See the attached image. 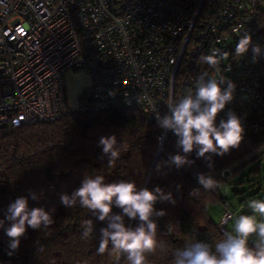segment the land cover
I'll use <instances>...</instances> for the list:
<instances>
[{"label": "built area", "instance_id": "1", "mask_svg": "<svg viewBox=\"0 0 264 264\" xmlns=\"http://www.w3.org/2000/svg\"><path fill=\"white\" fill-rule=\"evenodd\" d=\"M245 31L264 48V0H0V126L132 106L157 126L161 151L176 136L158 126L156 111L214 72L200 57L215 49L227 54L220 71L236 84L227 107L243 119L244 137L264 134V59L252 63L251 48L235 56ZM68 71L89 77L74 109Z\"/></svg>", "mask_w": 264, "mask_h": 264}, {"label": "trees", "instance_id": "2", "mask_svg": "<svg viewBox=\"0 0 264 264\" xmlns=\"http://www.w3.org/2000/svg\"><path fill=\"white\" fill-rule=\"evenodd\" d=\"M156 132L157 126L132 106L95 113L69 110L53 121L0 126V219L5 218L11 202L25 196L30 207H44L52 212L55 220L47 234L29 228L19 250L12 255H8L9 238L0 229V264H115L107 252L97 254L99 230L106 222L91 217L79 204L67 208L60 202L62 193L71 195L80 186L85 173L102 174L110 183L124 179L135 181L141 188L159 186L173 194L175 205L169 202L156 205L157 209L167 212L157 224L158 238L167 243L169 251L165 254L158 250L155 255H149L150 264H172V249L183 247L186 238L194 237L214 247L227 232L233 213L221 230L218 223L225 209L219 221H215L209 216L208 207L218 203L225 206L222 186L240 167L264 154V134L244 137L239 148L224 156L213 155L211 161L198 158L193 151L189 156L193 163L181 168L163 163L178 151L177 138L168 139L146 178L157 150ZM111 135L124 148L116 165L109 168L107 157L101 159L99 140ZM157 164H161L159 171ZM225 168L230 172L221 176ZM201 173L216 179L218 187L208 191L201 188L198 196L191 197L190 192L201 187L198 183ZM30 193L40 199L32 200ZM113 211L118 213L119 209L113 208ZM83 219L94 220L95 230L88 239L82 238ZM170 221L179 223L181 236L167 234L166 225ZM131 224L135 226L136 222ZM125 261L122 255L120 264Z\"/></svg>", "mask_w": 264, "mask_h": 264}, {"label": "clouds", "instance_id": "3", "mask_svg": "<svg viewBox=\"0 0 264 264\" xmlns=\"http://www.w3.org/2000/svg\"><path fill=\"white\" fill-rule=\"evenodd\" d=\"M250 48L252 63L264 59V48L253 45L251 34L245 31L239 36L235 56L244 57ZM222 59H227V54L215 49L209 55H202L200 61L214 72L200 73L193 88L178 100L167 103V113L161 115L156 111L158 126L177 138L178 151L164 164L176 168L191 165L193 161L189 156L193 151L198 158L211 161L213 155L224 156L242 143L244 121L227 107L234 99L236 84L221 74ZM99 146L102 147L101 159L107 157L108 167H114L120 159L123 143L118 142L115 135L102 136ZM160 168L161 164H157V171ZM198 183L201 187L193 189L189 194L191 197L198 196L201 188L208 191L218 187L216 179L203 173L198 175ZM30 195L34 201L40 199L35 193ZM60 202L67 208L79 204L91 217L106 222V226L99 230L97 254L107 252L115 264H120L122 255L126 257L125 264H150L149 255H155L158 250L165 254L169 251L167 243L158 238L157 224L167 212L157 209L156 205L164 202L175 205L176 200L170 191L165 192L159 186L141 188L135 181L124 179L110 183L102 174L85 173L80 186L71 195L62 193ZM247 207L252 214L238 215L233 230L225 232L214 247L194 237L186 238L183 247L172 249V264H264V199H252L247 202ZM113 208L119 212H114ZM230 218L227 216L222 223H227ZM132 221L136 222L135 226ZM54 223L52 212L44 207H30L27 197H17L8 205L5 218L0 219V229L9 238L8 255L19 250L29 228L47 234ZM81 227L82 238L88 239L95 230L94 220L83 219ZM166 232L182 235L178 222L170 221Z\"/></svg>", "mask_w": 264, "mask_h": 264}, {"label": "rangeland", "instance_id": "4", "mask_svg": "<svg viewBox=\"0 0 264 264\" xmlns=\"http://www.w3.org/2000/svg\"><path fill=\"white\" fill-rule=\"evenodd\" d=\"M87 74L83 71H68L64 75L67 101L69 108L76 107L77 91L87 86ZM79 90V91H80ZM222 193L226 197L225 207L233 213V219L228 223L227 232L233 230L238 215H251L247 202L252 199H264V154L240 167L234 176L222 186ZM221 203L208 207L209 216L219 221L223 211ZM259 219V217H257Z\"/></svg>", "mask_w": 264, "mask_h": 264}, {"label": "water", "instance_id": "5", "mask_svg": "<svg viewBox=\"0 0 264 264\" xmlns=\"http://www.w3.org/2000/svg\"><path fill=\"white\" fill-rule=\"evenodd\" d=\"M158 153H160V150L157 149V150H156V154L154 155V157H153V159H152V162H151V165H150V167H149L148 174H147V177H146V178H148V176H149V174H150V172H151V170H152L153 164H154V162H155V160H156V157H157Z\"/></svg>", "mask_w": 264, "mask_h": 264}, {"label": "crops", "instance_id": "6", "mask_svg": "<svg viewBox=\"0 0 264 264\" xmlns=\"http://www.w3.org/2000/svg\"><path fill=\"white\" fill-rule=\"evenodd\" d=\"M87 78H88V82H89V77L87 76ZM79 90H80V89H79ZM79 90H78L77 93H76V97H75V98H76V102H77V96H78V94H79V92H80ZM224 209L226 210V207H225V206L223 207V211H224ZM223 211H222V212H223Z\"/></svg>", "mask_w": 264, "mask_h": 264}]
</instances>
